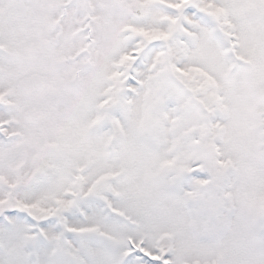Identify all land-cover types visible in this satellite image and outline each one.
I'll list each match as a JSON object with an SVG mask.
<instances>
[{
	"label": "snow or ice",
	"instance_id": "obj_1",
	"mask_svg": "<svg viewBox=\"0 0 264 264\" xmlns=\"http://www.w3.org/2000/svg\"><path fill=\"white\" fill-rule=\"evenodd\" d=\"M0 264H264V0H0Z\"/></svg>",
	"mask_w": 264,
	"mask_h": 264
}]
</instances>
